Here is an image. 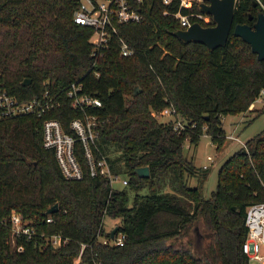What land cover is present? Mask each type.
<instances>
[{
	"label": "trees",
	"instance_id": "1",
	"mask_svg": "<svg viewBox=\"0 0 264 264\" xmlns=\"http://www.w3.org/2000/svg\"><path fill=\"white\" fill-rule=\"evenodd\" d=\"M76 2L0 0L1 87L20 99L47 91L58 103L40 116L0 118V218L16 210L37 233L67 238L52 247L38 234L19 236L22 249L15 251L0 223V264H72L78 254L81 264H248L241 249L243 219L249 204L264 202V128L220 164L208 196L186 183L190 176L201 183L204 173L182 146L184 140L196 145L202 133L220 144L231 135L224 133L221 116L251 109L264 90V58L256 59L231 32L235 23L251 24L248 15L254 16L256 6L236 0L225 43L208 49L172 34L180 25L162 11H175L176 0H142L141 19L114 23L106 45L92 54V29L72 19ZM188 10H197L196 4ZM118 38L132 48L130 55L119 53ZM73 81L101 105L70 106L64 91ZM165 107L180 116L182 128L154 115ZM84 113L96 116L98 151L110 172L127 178L130 202L124 187L89 175L78 148L82 175L70 179L42 146L44 118H56L72 132L68 120ZM143 165L148 176L138 177L133 168ZM53 203L55 210L46 213ZM103 215L119 218L121 245L101 242L110 236Z\"/></svg>",
	"mask_w": 264,
	"mask_h": 264
},
{
	"label": "built area",
	"instance_id": "2",
	"mask_svg": "<svg viewBox=\"0 0 264 264\" xmlns=\"http://www.w3.org/2000/svg\"><path fill=\"white\" fill-rule=\"evenodd\" d=\"M173 0H161L163 4H169ZM177 7L171 12L164 9L162 13L171 14L177 19L180 28H185L193 21L202 25L212 23L210 15L197 10H188L193 3L199 0H176ZM255 3L257 11L264 15V0H251ZM142 0H77L75 8L72 10V19L74 22L90 27L92 34L89 38L92 43V54L106 45L110 31H114V23L136 22L141 19L142 11L140 5ZM181 8L186 10L183 12ZM119 41V53L121 55H130L132 48L128 46L121 38ZM264 93V90H261ZM68 103L72 107H99L100 100L90 94L82 92L81 83L71 82L64 91ZM57 100L49 95L47 91L39 97L29 99H20L13 94L6 92L0 84V118L9 116H20L34 114L40 116L50 108L57 106ZM159 113V112H158ZM164 113L172 116L169 108L161 109L159 115ZM173 129L182 128L183 122L175 115L172 116ZM96 116L94 114L84 113L81 117H72L68 120V128L72 132H66L62 129L60 122L53 117H46L41 124V143L42 146L51 149L61 174L65 178H80L81 164L76 155V150L82 151L84 162L91 176L96 174L107 177L111 186L119 183L121 186L127 184V178L117 173L109 171L105 157L98 151L96 140ZM226 137L240 141L236 136L226 135ZM243 145V142H240ZM206 159H211L206 155ZM201 168H206L203 164ZM46 221L51 218L47 216ZM244 226L246 234L241 244V249L250 263L264 264V255L259 253V245L264 244V202H255L249 204L244 213ZM0 223L8 229L7 243L15 251H20L22 246L16 243V237H23L26 240L31 239L35 234L42 236V239L52 247L64 243L67 238L59 234L43 235L37 233L33 226L29 225L22 217L19 211L10 210L9 213L0 218ZM124 240V234L120 230H115L108 238L101 237L102 243L121 245ZM83 244H81V247ZM79 258V254H78ZM90 264H99V261H92Z\"/></svg>",
	"mask_w": 264,
	"mask_h": 264
},
{
	"label": "rangeland",
	"instance_id": "3",
	"mask_svg": "<svg viewBox=\"0 0 264 264\" xmlns=\"http://www.w3.org/2000/svg\"><path fill=\"white\" fill-rule=\"evenodd\" d=\"M251 104L252 106L249 110L221 116V123L224 133H230L232 136H236L240 141L230 139L225 136L220 144L214 145L211 143L209 137L204 133L199 136L198 142L194 146L188 145L185 140L183 141L182 151L184 155L188 158H191L190 160L198 172L204 173V175L201 176V183L196 176L188 177L186 179L188 186H199L201 193L204 196H208L210 192L214 190L216 184V172L220 164L234 150L241 146L240 142H244L246 139L264 128V93H260ZM160 111L159 113L153 112L159 120L167 121L173 119L172 116H169L166 113L159 115ZM176 117H178V119L180 118L178 114ZM206 155H209L211 159H206ZM203 164L206 165V168H201ZM113 186L116 188L124 187L125 189V185L121 186L119 183H114ZM125 190L127 192L128 202H130L132 191L127 188ZM140 193H142V191H140ZM118 222V217H111L108 215H103L101 219L102 227L106 232H108ZM200 232V228L196 227L195 232L192 233V237H195L194 241L196 245H198V240L196 237L201 235ZM258 251L260 254L264 255V244L259 245ZM72 264H81L78 255L73 258ZM248 264L258 263L248 262Z\"/></svg>",
	"mask_w": 264,
	"mask_h": 264
},
{
	"label": "water",
	"instance_id": "4",
	"mask_svg": "<svg viewBox=\"0 0 264 264\" xmlns=\"http://www.w3.org/2000/svg\"><path fill=\"white\" fill-rule=\"evenodd\" d=\"M236 0H199L197 9L210 15L212 23L202 25L197 21L191 22L185 28H177L172 34L183 42L197 41L204 44L208 49L222 46L227 38L232 14ZM252 5H255L251 1ZM251 24L235 23L232 26V34L238 36L242 41L246 42L251 52L255 53L256 59L264 58V15L260 11H256L254 16L248 15V19H252ZM28 80H22V84ZM139 88L134 86L132 94H136ZM133 172L138 177H147V166H137L133 168ZM56 208V203L49 206L45 212L50 213ZM116 229V224L109 230L111 236Z\"/></svg>",
	"mask_w": 264,
	"mask_h": 264
},
{
	"label": "crops",
	"instance_id": "5",
	"mask_svg": "<svg viewBox=\"0 0 264 264\" xmlns=\"http://www.w3.org/2000/svg\"><path fill=\"white\" fill-rule=\"evenodd\" d=\"M252 106V104L249 105V108Z\"/></svg>",
	"mask_w": 264,
	"mask_h": 264
}]
</instances>
